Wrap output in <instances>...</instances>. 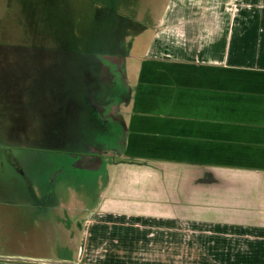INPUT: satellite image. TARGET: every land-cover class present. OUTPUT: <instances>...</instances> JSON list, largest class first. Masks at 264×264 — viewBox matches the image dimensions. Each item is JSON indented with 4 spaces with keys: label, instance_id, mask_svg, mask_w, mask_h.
<instances>
[{
    "label": "crops",
    "instance_id": "1",
    "mask_svg": "<svg viewBox=\"0 0 264 264\" xmlns=\"http://www.w3.org/2000/svg\"><path fill=\"white\" fill-rule=\"evenodd\" d=\"M148 32L120 154L72 208L64 263L264 264V0H167Z\"/></svg>",
    "mask_w": 264,
    "mask_h": 264
},
{
    "label": "rangeland",
    "instance_id": "2",
    "mask_svg": "<svg viewBox=\"0 0 264 264\" xmlns=\"http://www.w3.org/2000/svg\"><path fill=\"white\" fill-rule=\"evenodd\" d=\"M166 1L0 0V264L64 263L66 248L78 261L72 208L96 200L120 154L151 36L140 33ZM92 149L98 164L81 166Z\"/></svg>",
    "mask_w": 264,
    "mask_h": 264
},
{
    "label": "flooded vegetation",
    "instance_id": "3",
    "mask_svg": "<svg viewBox=\"0 0 264 264\" xmlns=\"http://www.w3.org/2000/svg\"><path fill=\"white\" fill-rule=\"evenodd\" d=\"M112 13H114V12H112ZM114 14H115V13H114ZM99 115H100V114H99ZM107 115H108V114H107ZM107 117H108V116H107ZM107 117H106V119H107ZM92 150H93V154H95V155H92V154H91V156L83 155V156H81L80 158H82V159H83V158H87V159H88V157H94V161L90 162L91 164H90L89 162H88V163H89L92 167H95V166L98 164V161H97V160H98V158H99L100 156L97 155L98 153H97V154L95 153V152H98V151H95L94 149H92ZM83 160H84V161H83ZM83 160L80 161V163L83 162L82 164H84V165H81V166H85V159H83ZM91 166H90V167H91ZM52 190H53V189L49 190L50 192H48L47 195H51ZM34 191H35V190H34ZM40 195H41V194H40ZM40 197H41V198H36V199H35L36 201H35V204H34V205H38L39 202L42 203L43 200H44L45 202H49V203L51 202L50 196H48L49 198L46 196V197H47L46 199H43V196H40ZM25 201H26V200H25ZM28 202H29V201H28ZM29 203H30V202H29ZM47 204H48V203H47ZM42 205L44 206V204H42ZM7 262H9V263H14V264H20V263H21V262L15 263V262H12V261L10 262L9 260H8ZM36 262L39 263L40 261L25 262V263H21V264H35ZM40 263H41V262H40Z\"/></svg>",
    "mask_w": 264,
    "mask_h": 264
},
{
    "label": "water",
    "instance_id": "4",
    "mask_svg": "<svg viewBox=\"0 0 264 264\" xmlns=\"http://www.w3.org/2000/svg\"><path fill=\"white\" fill-rule=\"evenodd\" d=\"M53 264H66V263H53Z\"/></svg>",
    "mask_w": 264,
    "mask_h": 264
}]
</instances>
